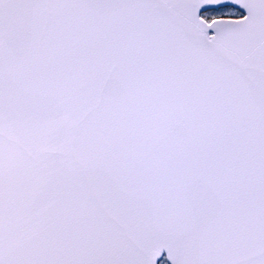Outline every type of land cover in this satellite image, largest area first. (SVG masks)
<instances>
[{
  "label": "snow or ice",
  "instance_id": "6c2138e0",
  "mask_svg": "<svg viewBox=\"0 0 264 264\" xmlns=\"http://www.w3.org/2000/svg\"><path fill=\"white\" fill-rule=\"evenodd\" d=\"M0 264H264V0H0Z\"/></svg>",
  "mask_w": 264,
  "mask_h": 264
}]
</instances>
